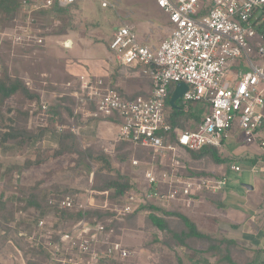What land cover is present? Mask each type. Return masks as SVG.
Instances as JSON below:
<instances>
[{"label":"rangeland","instance_id":"374dc122","mask_svg":"<svg viewBox=\"0 0 264 264\" xmlns=\"http://www.w3.org/2000/svg\"><path fill=\"white\" fill-rule=\"evenodd\" d=\"M106 1H117L118 8L102 9L98 2L89 0L67 13L36 17L35 26L44 38L40 47L14 44L13 22H0V78L17 79L27 89V94L17 92L0 105V264L3 261L46 264L43 254L38 255V249L27 238L35 232L37 218L48 217L60 222L62 228L77 219L51 210L47 205L49 197L68 194L84 197L87 190L103 191L100 188L115 180L127 183L125 192L144 200L143 193L148 188L144 172L153 170L160 176L167 169V161L154 158L149 150L115 142L104 136L107 134L103 126L102 129L95 125L89 127L91 123L80 120L85 111L93 108L76 109L75 99L65 87L82 75L106 80L105 76L93 75L91 68L99 61L107 63L112 34L121 24L142 28L148 21L165 18L155 8V0ZM202 1L204 5L209 3V0ZM67 40L81 45L80 50L65 47ZM114 65L116 74L112 82L107 78L110 86L119 83L113 87L124 97L146 96L149 83L142 73ZM41 102L47 107L45 113L40 110ZM206 113L205 105L193 103L188 115L200 119ZM198 121L186 118L178 128L191 129ZM236 130H230L224 146L218 149L220 158L227 162L215 164L208 157L199 160L189 155L181 158L186 175L227 174V185L216 194L203 192L190 200L181 199L177 194L175 201L152 199L141 204L133 216L125 217L114 226L111 240L119 241L131 256L112 264H216V257L206 251L205 241L189 238L180 246L168 234L156 229L148 217L150 214L163 217L172 231H180L183 225L179 219L167 214L180 213L212 240L240 237L241 233L230 228L226 213L227 206L237 205L240 198H227V195H242V191L237 193L243 186L258 188V181L243 158H238L249 156L245 152L254 145L246 144L239 132L235 135ZM66 133H73L75 140H64L60 145L59 140ZM9 134L10 137L5 136ZM72 144L78 151L69 150V146L74 147ZM133 161L138 164L133 165ZM230 165L241 170L233 173ZM156 188L158 197L168 194L166 183ZM110 193L114 204H124V196ZM96 202L101 204L99 197ZM99 216V219L105 218L103 213ZM239 241L229 250L236 264H264V250H248Z\"/></svg>","mask_w":264,"mask_h":264},{"label":"built area","instance_id":"2783aa9c","mask_svg":"<svg viewBox=\"0 0 264 264\" xmlns=\"http://www.w3.org/2000/svg\"><path fill=\"white\" fill-rule=\"evenodd\" d=\"M86 1L18 0L12 20L13 43L42 46L44 38L35 26L36 17ZM92 1L102 9L118 8L117 1ZM155 4L167 18V33L153 21L142 28L123 23L115 29L108 46L116 65L135 69L150 80L146 96L124 97L108 81L88 75L65 87L75 99L76 109L93 107L86 111L88 118L119 121L115 142L149 150L154 158L167 161V169L160 176L153 170L144 172L148 187L144 200L124 192V204H114L111 191L92 189L84 197H49L51 210L77 219L62 228L58 221L39 217L35 232L25 235L32 247L47 256L46 264H110L128 259L130 251L111 240L115 224L152 199L175 201L179 194L181 199L190 200L199 193L222 190L228 183L227 174L186 175L181 158L203 147L221 149L232 128L246 144L264 150V0H209L207 5L202 0H155ZM154 32L162 37L154 40ZM178 83L187 86L177 104L182 114H189L193 103L207 108L188 130L173 127L169 121L168 99ZM40 110L46 112L45 103L41 102ZM172 137L174 143L170 142ZM229 169L233 173L241 170L235 165ZM160 183L169 187L161 198L156 188ZM101 213L104 219H99Z\"/></svg>","mask_w":264,"mask_h":264},{"label":"crops","instance_id":"0c3cea01","mask_svg":"<svg viewBox=\"0 0 264 264\" xmlns=\"http://www.w3.org/2000/svg\"><path fill=\"white\" fill-rule=\"evenodd\" d=\"M155 8L165 18L164 20H154V22L157 25L163 27L166 32L168 28L167 18L156 7V4H155ZM156 36L159 37L156 38ZM161 37H162L161 34L157 35V32H154V40L159 39ZM70 41H71V46H70L71 50L73 49H75V51L80 50L81 45L77 44L73 40ZM77 54L79 55V53ZM106 58H107V63L103 61H99L96 64V66H93L91 68V73L93 75L105 76L106 81H108L107 78L109 77L108 79L112 82L116 74L115 65H114L116 63L112 59L111 54L108 55ZM109 60H113L114 63H112V61ZM147 81L149 83L148 85L149 90L146 91V95L150 91V85H151L150 80L148 79ZM118 85L116 84L113 86L118 87ZM80 120H84L83 122L87 124L91 123L89 127H92L91 125H95V127L97 126L99 129H102L103 126L104 127L103 129L106 130L105 133L107 134L104 135L105 137H109L110 139L113 140H115L117 137L118 125H119V121L117 119L110 118L107 119V121L101 119H91L88 118L86 112L83 115V118H80ZM79 128L80 127H78V129ZM73 131L74 134H76V131L75 130ZM245 154H249V156L244 157V155H242V156H238V158H243V161H245L249 170L254 174V178H256L258 181V188H251V190H249L247 186H243L242 188L243 190L240 189L238 190L237 193V194H241L242 191V195H235V194L227 195V198H234L235 196L240 198L238 199V201L240 202L237 205L227 206L226 213H227V219L231 223L229 225L230 228H232V230L234 231L236 230L235 231L236 233H241L240 237H238L239 239L237 237H231L230 239H233L235 242L240 240L239 243L241 244V247L247 248L248 250H252V251L264 250V150L259 148L258 145H254L253 148L248 149L247 152H245ZM3 262L4 263L2 264H10V262L8 261H3Z\"/></svg>","mask_w":264,"mask_h":264},{"label":"trees","instance_id":"16d2710c","mask_svg":"<svg viewBox=\"0 0 264 264\" xmlns=\"http://www.w3.org/2000/svg\"><path fill=\"white\" fill-rule=\"evenodd\" d=\"M68 10L69 8H65V9L53 8L50 11L44 13L43 15L63 14V13H67ZM17 11H18V0H0V22L2 21V23H4V22L12 21L16 16ZM17 92L27 94V89L17 79L11 80L7 76H4V78H0V105H2L5 100L10 98L12 95L16 94ZM186 118H195L196 120H199V117L188 114L184 115L178 109H172V108L169 109V121L173 127H177V128L181 127L182 126L181 122L183 120H186ZM5 136L10 137V134ZM64 140H70L73 142L75 140V136L72 133L64 134L63 136H61L59 140L60 145ZM170 141L174 143L173 137L170 138ZM72 146L74 145L72 144ZM75 147L77 146L74 147L69 146V150L73 152L78 151V149H76ZM84 155H88V154L84 153ZM188 155L193 157L194 159H199V160L204 157H208L215 164H222L227 162L226 160L220 158L219 151L213 147H203L198 151L189 152ZM189 175L193 176L195 174L189 173ZM195 176H199V175L196 174ZM127 187H128L127 183H120L114 180L107 183V185L104 188H100V189L103 191L111 190L113 196L121 197L124 194ZM167 214L176 216L179 219V221L183 225V228L180 231H172L168 226L167 220L163 217L150 214L148 218L151 224L156 229L168 234L169 237L180 246H184L186 240L189 238H193L197 241H205L208 244L206 247V251L210 252L213 256L216 257V261H215L216 264H220V263L236 264L234 260L231 258V254L229 251L231 247L236 246V242L233 239L223 238L221 240H212L207 235L198 231L195 224L191 222V220L186 216L180 213H167ZM133 215L134 213L131 214L130 216ZM36 252L38 253V255L41 253L43 254L46 263L47 256L41 250H37ZM29 264H35V263L31 262Z\"/></svg>","mask_w":264,"mask_h":264},{"label":"water","instance_id":"95a60500","mask_svg":"<svg viewBox=\"0 0 264 264\" xmlns=\"http://www.w3.org/2000/svg\"><path fill=\"white\" fill-rule=\"evenodd\" d=\"M64 46L65 47H70L71 46V41L70 40H67L65 43H64ZM187 91V86L184 84V83H178L174 90L172 91L170 97H169V101H168V105L170 108L172 109H178V106H177V102L179 101V99L182 97V95ZM247 188L249 190H251V187H248Z\"/></svg>","mask_w":264,"mask_h":264}]
</instances>
